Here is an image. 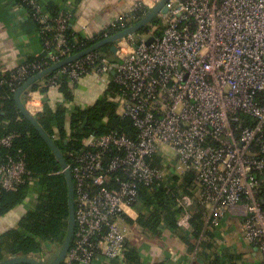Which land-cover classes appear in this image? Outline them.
Instances as JSON below:
<instances>
[{
    "label": "built area",
    "instance_id": "1",
    "mask_svg": "<svg viewBox=\"0 0 264 264\" xmlns=\"http://www.w3.org/2000/svg\"><path fill=\"white\" fill-rule=\"evenodd\" d=\"M18 1L35 8L40 35L54 31V36L44 40L41 58L11 70V80H26L85 49L71 53L67 47L69 10L51 17L35 0ZM159 1L132 0L125 13L85 39L102 40L127 28L136 12ZM165 5L167 12L158 14L162 24H147V38L130 32L117 40L115 61L92 50L42 84L53 88L63 75L77 81L112 72V81L122 87L118 113L135 128L134 135L118 130L90 135L81 148L67 151L75 227L62 264H125V244L134 228L125 217L140 202L142 187L166 180L162 167L179 176L194 173L207 220L216 222L228 211L242 215L243 239L260 252L256 264H264V0H167ZM13 138L2 136L0 145L11 146ZM161 148L173 150L177 159L169 161ZM28 173L21 156L0 157V189H16ZM162 186L169 191V183ZM176 202L178 222L188 227L194 197L180 192ZM32 257L50 260L44 248Z\"/></svg>",
    "mask_w": 264,
    "mask_h": 264
},
{
    "label": "trees",
    "instance_id": "2",
    "mask_svg": "<svg viewBox=\"0 0 264 264\" xmlns=\"http://www.w3.org/2000/svg\"><path fill=\"white\" fill-rule=\"evenodd\" d=\"M38 2L39 0H35ZM16 3H19L17 0ZM34 27L41 31V26L34 24L35 8L23 3ZM47 11L51 17H56L60 9L52 2L47 4ZM146 11L136 12V19L127 20L128 27L142 18ZM154 21V20H153ZM151 21V22H153ZM146 26L142 28L144 31ZM67 47L71 53L84 49L101 39L89 41L75 33L70 24L66 30ZM54 31L41 32V39L52 38ZM100 55L113 58L111 44H105L95 49ZM29 57L25 63H32L37 58ZM115 61V59H112ZM59 69V68H58ZM58 69L44 76L43 80L32 84L31 90L39 89L47 92L50 87H42L45 81L53 76ZM12 71L0 72V138L6 134H14L9 147L0 145V157L21 156L29 173L25 182L16 189L7 191L0 189V261L13 256H39L44 246L54 247L58 251L67 232L68 221V184L58 159L52 153L46 142L34 126L20 113L15 101L14 93L24 82L11 80ZM29 73L27 77L31 76ZM27 79V78H26ZM67 75L58 78L57 86L60 93L70 100L73 98ZM121 86L113 81L108 85V94L116 96L121 92ZM117 102L109 100L107 96L90 106H74L69 114L63 105L56 102L54 107L47 103L42 115L37 117L41 127L53 138L65 159L67 151L79 149L82 139L90 135L102 134L110 130L124 131L129 135L135 134V128L128 117L117 112ZM55 133H57L55 135ZM160 158H157V163ZM178 176V175H177ZM178 182V186H176ZM163 183H169L170 189L163 188ZM160 185L154 184L151 188L142 187L139 200L149 212L139 214L135 222L139 224L143 233L158 236L161 222L171 228L179 230L178 215L180 208L177 205V196L181 193L193 195L192 216L190 218V233L184 235L179 230L180 238L188 246V251L194 254L191 264H236L241 254L225 250L224 255L214 254L209 258L206 250L214 248V228L211 222L205 221V206L198 199V184L193 172H185L172 180L166 178ZM127 222L132 219L125 217ZM6 226V227H5ZM126 264H143L138 248L126 241ZM55 255V254H54ZM54 255H49L51 260ZM202 261H198L197 258ZM62 264V263H61ZM78 264V263H74Z\"/></svg>",
    "mask_w": 264,
    "mask_h": 264
},
{
    "label": "crops",
    "instance_id": "3",
    "mask_svg": "<svg viewBox=\"0 0 264 264\" xmlns=\"http://www.w3.org/2000/svg\"><path fill=\"white\" fill-rule=\"evenodd\" d=\"M131 1L39 0L37 3L43 12H48L49 2L60 10H69L72 30L83 38H88L95 36L116 17L125 13ZM44 51L41 35L30 21L26 8L18 5L15 0H0V72L13 70L26 62L29 57L43 55ZM42 80L43 78L37 82ZM111 81L112 72L102 76L89 73L77 81L68 83L73 96L70 100H67L57 87H53L47 92H42L40 88L29 89L23 97V103L34 116L38 117L43 114L46 103L54 107L56 102H59L68 114L76 105L90 106L105 96L117 102V95L108 94V85ZM31 97L32 101L28 102ZM148 212L149 207L139 202L129 213L131 216L129 218L132 219L129 223L134 225L129 241L138 248L143 264H191L194 254L188 251V246L178 234L179 230H182L184 235L192 236L190 220L188 227L178 222L179 230L161 222L160 235L154 237L144 234L141 226L135 222L139 214L146 215ZM203 218L206 222L212 223L211 227L215 232L214 248L206 250L207 257L211 258L215 253L224 255L226 250L241 254L236 264H256L261 261L262 256L257 248L243 239L242 215L228 211L218 221L212 222L211 218L206 219L204 212ZM236 220H239L240 227L236 224ZM197 259L202 261L199 257ZM101 261L96 264H119L116 260Z\"/></svg>",
    "mask_w": 264,
    "mask_h": 264
},
{
    "label": "water",
    "instance_id": "4",
    "mask_svg": "<svg viewBox=\"0 0 264 264\" xmlns=\"http://www.w3.org/2000/svg\"><path fill=\"white\" fill-rule=\"evenodd\" d=\"M167 0H160L154 7L149 9L140 20L133 23L132 25L128 26L127 28L118 31L111 36L104 38L95 44H92L91 46L85 48L84 50L75 53L73 55H70L58 62H55L51 64L50 66L44 68L43 70L37 72L36 74H33L32 76L28 77L15 91L14 97L15 101L17 103L18 109L20 113L26 118L33 126L34 128L39 132L43 140L46 142L52 153L55 155V157L58 159L60 166L62 168V172L64 173L67 184H68V221H67V232L64 238L63 243L61 244L60 248L58 249L57 253L54 255V257L49 261H40L32 256H13L8 257L0 261V264H60L64 257L66 256L68 249L70 247L72 236L74 232L75 227V215H74V188H73V180H72V174L70 169L67 167L66 159L53 140V138L41 127V125L37 121V117L31 114L27 108L25 107L23 103V97L25 94L28 93V90L32 86V84L36 83L37 81L41 80L46 76L47 74L53 72L55 69H58L62 67L63 65L76 60L77 58L85 55L89 51L95 50L102 45L105 44H111V52L114 54L117 50L116 48V42L118 39L126 35L130 32H136L138 30H141L144 28L147 24H149L155 16H157L159 13H166L167 7L165 5ZM152 40V37H149L146 41L150 42ZM46 52H43V55Z\"/></svg>",
    "mask_w": 264,
    "mask_h": 264
},
{
    "label": "rangeland",
    "instance_id": "5",
    "mask_svg": "<svg viewBox=\"0 0 264 264\" xmlns=\"http://www.w3.org/2000/svg\"><path fill=\"white\" fill-rule=\"evenodd\" d=\"M153 20H152L153 23H157L158 25H161L162 24V20L158 17V15L155 16V18ZM136 36L143 37V38H147L148 37L147 34L142 29L136 31ZM117 111H119V112L121 111V106L120 105L117 107ZM160 150L162 152H164L166 154V156H168L169 161H175L177 159L176 153L173 150H171L170 148H161ZM162 168H163V171L165 172V177L166 178L172 180L174 177H180L179 175L177 176V174H174L172 171H170V168H168V167H165V168L162 167ZM176 184H177L176 186H178L179 183L176 182ZM235 222L240 227V225L238 223L239 220H236ZM240 234L242 236L241 231H240ZM44 251L47 252L50 256L57 253V251L54 250V247L44 246Z\"/></svg>",
    "mask_w": 264,
    "mask_h": 264
}]
</instances>
